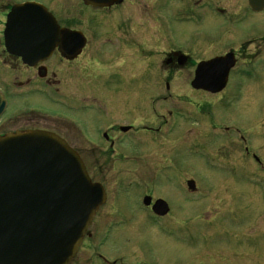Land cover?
<instances>
[{
    "label": "rangeland",
    "instance_id": "374dc122",
    "mask_svg": "<svg viewBox=\"0 0 264 264\" xmlns=\"http://www.w3.org/2000/svg\"><path fill=\"white\" fill-rule=\"evenodd\" d=\"M25 1L8 0L12 4ZM34 1L50 6L57 17H73L70 25L91 34L94 24L88 23V9L80 0ZM94 28L101 31V25ZM223 28L227 37L220 34ZM191 29L172 27L177 35ZM201 29L205 35L222 39L221 47L229 45L236 52L243 48L239 65L254 59L256 53H260L256 58L264 57V13L241 23L204 21ZM95 40L100 46L102 39ZM152 63L154 70L146 75L139 72L132 82L121 75L108 83L95 78L72 87L79 100L94 98L107 105L88 115L73 112L85 137L96 140V129L127 123L138 125L137 130L150 127L156 132L140 130L124 136L105 166L101 160L105 148L92 158L79 152L91 182L103 183L107 199L69 264H264V171L252 158H244L239 145L242 138L252 157L264 162V62L245 67L240 75L231 74L218 99L183 88L178 82L186 79L182 73L174 76L177 83L166 91L161 82V56L150 55ZM138 64L139 71L144 70L140 59ZM158 95L166 99L154 103ZM20 104L47 113L54 108L50 98L35 92L25 100L12 99L9 112L21 111ZM148 117L150 121H144ZM222 125L237 129L240 139L214 130ZM86 159L101 166L93 168ZM188 181H193L194 192L187 189ZM144 196L164 201L167 215L156 217L141 207Z\"/></svg>",
    "mask_w": 264,
    "mask_h": 264
},
{
    "label": "flooded vegetation",
    "instance_id": "af4514ba",
    "mask_svg": "<svg viewBox=\"0 0 264 264\" xmlns=\"http://www.w3.org/2000/svg\"><path fill=\"white\" fill-rule=\"evenodd\" d=\"M249 1L116 0L110 6L101 7L86 5L80 0L82 6L88 9V23L90 26L92 23L94 24L91 28L92 32L89 34L77 29L74 25H70L72 22L74 24L73 17H57L52 14L50 6L43 5L41 2L27 0L12 4L8 0H0V137L28 130L50 131L62 137L70 148L79 154L83 164L85 161L79 152H85L87 156L90 155L92 158L93 153L100 155L103 148H105L107 151L101 158L102 164L105 166L108 164L109 156L112 160L114 154L118 151L116 146L124 142V136L137 134V131L140 130L149 133L156 132V130L150 127L137 130L138 125L129 123L123 126L106 125L95 130L96 140L85 137L81 132V124L73 117V112L79 110L88 115L90 112L96 109L101 110L107 105L104 106L102 102H97L94 98L86 99L84 97L79 100L72 91V87L80 81L86 83L95 78H101L105 83H108L117 78L119 79L121 75L132 82L138 77L139 72L146 75L154 70V64H150V55L156 54L161 56V66L163 68L161 82H163L166 91L169 90L171 84L177 83L174 76L182 73L186 79L178 82L183 83V88H187L189 92L191 91L199 96L204 95L208 98L218 99L217 96L225 92L231 74L232 76L234 74L240 75L244 72L245 67L249 69L259 64L260 61L264 62V57L259 58V60L256 57L260 53H256L257 56L254 59L239 65V57L244 53L243 48L240 49L241 51L236 52L229 45L221 47L222 39L219 40L209 36L208 33L203 34L202 24L204 21L213 19L225 20L228 24L241 23L248 18L250 19L251 16L257 17L264 13V8L261 11L253 10V8H256V3L252 8ZM26 2H33L45 7L60 29L79 32L84 39L79 52H75L77 40L66 38L61 43L55 44L49 57L31 64H28L21 55L12 54L7 46L11 48V45H15L26 51V39L19 33L5 32L7 15L13 6ZM95 24L101 25L100 32L94 28ZM174 25L179 27L187 25L192 27V31H188V34L177 35L172 30ZM225 33L227 34V30L223 28L220 34L227 37ZM99 38L102 39L101 48L95 40ZM183 42L187 44L183 46ZM90 44L91 46H89ZM218 47L221 48L217 53H214L213 50H218ZM97 51L99 52L97 53ZM211 51L214 54L209 55ZM227 54L233 55L234 65L228 71L224 88L217 93L193 89L191 83L198 64L213 58L224 57ZM144 56L147 57L142 59ZM139 59L142 61L141 67L144 70L139 71ZM118 63L121 64L117 67L115 64ZM127 66L129 72L127 71L128 68L125 70ZM50 67V70L53 71L47 77ZM130 74H134V76H130ZM33 92L41 93L44 97L50 98L54 108L47 113V111H36L26 108L25 104H20L21 111L17 113L9 112L12 99L25 100L28 94ZM170 95L171 93L166 98H170ZM157 98L158 100L154 103H160V98L166 99L160 95ZM115 104L117 105L114 102ZM148 104H150V101ZM61 106L66 107L65 110H57ZM136 109L137 106H135L134 114H136ZM50 114L53 116L42 117ZM37 115L40 118H36ZM144 121L148 122L150 118L148 117ZM85 126L88 128V125ZM214 130L220 132L222 136H236L237 139H240L238 130L231 125L216 126ZM240 140L242 143L239 145L243 148L244 158L248 160L252 158L259 165L260 170L264 171V162L258 161L254 156L252 157V154L244 146L245 141L242 138ZM132 141L134 142V140ZM107 152L110 154L108 155ZM87 163L93 168L101 166L97 162H92L91 159L87 160ZM88 174L92 180L89 172ZM100 185L105 191L103 183ZM194 191L195 188L190 192ZM105 195L107 199L106 191ZM144 197L141 199V207L152 213L151 206L155 200H151L150 206L145 207L142 204Z\"/></svg>",
    "mask_w": 264,
    "mask_h": 264
},
{
    "label": "water",
    "instance_id": "95a60500",
    "mask_svg": "<svg viewBox=\"0 0 264 264\" xmlns=\"http://www.w3.org/2000/svg\"><path fill=\"white\" fill-rule=\"evenodd\" d=\"M115 1L82 0L101 7ZM249 2L252 8L256 3L253 10L264 8V0ZM5 32L26 39V51L6 46L28 64L49 57L66 38L77 40L76 53L84 43L79 32L60 29L36 4L12 7ZM233 65L232 54L199 63L192 88L220 92ZM186 186L194 190L193 181ZM105 199L103 187L91 182L78 154L56 134L29 130L0 137V264H69ZM142 204L149 207L151 198L144 197ZM151 211L164 217L169 208L156 200Z\"/></svg>",
    "mask_w": 264,
    "mask_h": 264
}]
</instances>
